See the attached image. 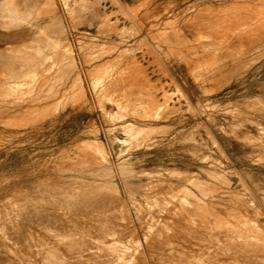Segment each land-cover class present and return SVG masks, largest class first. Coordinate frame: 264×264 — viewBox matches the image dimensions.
I'll use <instances>...</instances> for the list:
<instances>
[{
    "label": "rangeland",
    "instance_id": "1",
    "mask_svg": "<svg viewBox=\"0 0 264 264\" xmlns=\"http://www.w3.org/2000/svg\"><path fill=\"white\" fill-rule=\"evenodd\" d=\"M204 1L46 0L7 18L35 26L0 45V264L52 246L62 264H264V0Z\"/></svg>",
    "mask_w": 264,
    "mask_h": 264
},
{
    "label": "bare ground",
    "instance_id": "2",
    "mask_svg": "<svg viewBox=\"0 0 264 264\" xmlns=\"http://www.w3.org/2000/svg\"><path fill=\"white\" fill-rule=\"evenodd\" d=\"M121 3H122V2H121ZM125 3H126V2H125ZM123 6H124V5H123ZM123 8H124V7H123ZM121 9H122V8H121ZM126 10H127V9H126ZM232 10H233V9H232ZM50 11H51V10H50ZM127 11H128V10H127ZM232 12H233V11H232ZM232 12H231V13H232ZM123 13H125V12H123ZM55 14H56V13H55ZM125 14H126V13H125ZM130 14H131V13H130ZM215 14H216V13H215ZM215 14H214V15H215ZM236 14H237V13H236ZM217 15H218V14H216V16H217ZM230 15H232V14H230ZM219 16H220V15H219ZM199 17H200V16H199ZM225 17H226V16H225ZM225 17H224V18H225ZM236 17H237V16L235 15V17H233V18H236ZM131 18H132V17H131ZM189 18H190V17H189ZM195 18H198V16H197V17L195 16ZM195 18H194V19H195ZM211 18H212V17H211ZM185 19H186V18H185ZM185 19H184V20H185ZM213 19H214V18H213ZM238 19H239V18H238ZM186 20H187V19H186ZM205 20H206V19H205ZM236 20H237V19H236ZM54 21H55V20H54ZM189 21L191 22V23H189V24H192V20L190 19ZM189 21H188V22H189ZM220 21L222 22V20H220ZM224 21H225V20H224ZM230 21H231V20H230ZM237 21H238V20H237ZM214 22H215V21H214ZM218 22H219V21H218ZM235 22H236V21H235ZM184 23H185V21H184L183 23H181L182 26H183ZM224 23H225V22H224ZM185 24H186V23H185ZM206 24L208 25V23H206ZM222 24H223V22H222ZM220 25H221V24H220ZM188 26L190 27V25H188ZM188 26H186V27H188ZM196 26H197V24H196ZM205 26H206V25H205ZM209 26H210V25H209ZM214 26L216 27V25H214ZM214 26H213V27H214ZM218 26H219V25H218ZM178 27H179V26H178ZM178 27H176V28H178ZM197 27H199V31H200V25H198ZM221 27H222V26H221ZM216 28H217V27H216ZM179 29L181 30V27H179ZM185 29H186V28L184 27V30H185ZM187 29L189 30V28H187ZM211 29H213V28L211 27ZM223 29H224V28H223ZM182 30H183V29H182ZM211 31H212V30H211ZM213 31H214V30H213ZM190 32H191V31H190ZM190 32H188V33H190ZM192 32H193V31H192ZM200 32H201V31H200ZM217 32H218V31H217ZM199 34H200V33H199ZM215 34H216V33H215ZM211 35H213V32H212ZM193 36H194V35H193ZM193 36H192V37H193ZM218 36H219V35H218ZM194 37H195V36H194ZM211 37H212V36H211ZM220 37H221V36H220ZM220 37H219V38H220ZM207 38H208V37H207ZM209 38H210V37H209ZM212 38H213V37H212ZM60 39H61V38H60ZM234 39H235V38H234ZM197 42H198V41H197ZM192 43H193V42H192ZM207 43H208V42H207ZM196 44H197V43H196ZM127 45H128V44H127ZM150 46H151V45H150ZM189 46H190V45H189ZM151 47H152V46H151ZM152 49H153V48H152ZM180 49H181V48H180ZM211 49H212V48H211ZM153 50H154V49H153ZM182 50H183V49H182ZM26 51H27V50H26ZM223 51H224V50H223ZM91 52H92V51H91ZM116 52H117V51H116ZM119 52H120V51H119ZM194 52H195V51H194ZM220 52H221V51H220ZM23 53H24V52H23ZM55 53H56V52H55ZM95 53H96V52H95ZM152 53H153V52H152ZM182 53H183V52H182ZM86 54H87V53H86ZM93 54H94V53H93ZM98 54H99V53H98ZM113 54H114V53H113ZM115 54H116V53H115ZM183 54H184V53H183ZM187 54H188V53H187ZM54 55H55V54H54ZM184 55H185V54H184ZM184 55H183V56H184ZM222 55H223V54H222ZM51 56H52V55H51ZM91 56H92V55H91ZM100 56H101V55H100ZM110 56H111V55H110ZM185 56H187V55H185ZM204 56H205V55H204ZM218 56H220V55H218ZM56 57H57V56H56ZM231 57H232V56H231ZM96 58H97V57H96ZM98 58H99V57H98ZM100 58H102V57H100ZM51 59H52V58H51ZM199 59H200V58H199ZM219 59H220V57H219ZM231 60H232V59H231ZM187 61H188V57H187ZM224 61H225V60H224ZM239 61H240V60H239ZM188 62H189V61H188ZM250 62H251V61H250ZM163 64H164V63H163ZM189 64H190V63H189ZM220 64H221V63H220ZM223 64H225V63H223ZM239 65H240V64H239ZM158 66H159V65H158ZM219 66H220V65H219ZM233 66H234V65H233ZM237 66H238V65H237ZM237 66H236V67H237ZM165 67H166V66H165ZM210 67H212V66H210ZM240 67H241V66H240ZM245 67H246V66H245ZM212 69H213V68H212ZM220 69H221V68H220ZM232 69H233V68H232ZM243 69H244V67H243ZM41 70H42V69H41ZM214 70H216V69L214 68ZM217 70H218V69H217ZM227 70H228V69H227ZM176 72H177V71H176ZM210 72H211V71H210ZM223 72H224V71H223ZM214 73H215V72H214ZM0 74H2V73H0ZM125 74H128V71H127ZM6 75H7V74H6ZM204 75H205V74H204ZM118 76H119V75H118ZM123 76H124V75H123ZM123 76H122V77H123ZM135 76H136V75H135ZM239 76H240V75H239ZM122 77H121V78H122ZM130 77H131V76H130ZM190 77H191V76H190ZM211 77H212V76H211ZM219 77H220V76H219ZM230 77H231V76H230ZM119 78H120V77H119ZM121 78H120V79H121ZM128 78H129V76H128ZM205 78H206V77H205ZM208 78H209V77H208ZM228 78H229V77H228ZM1 79H2V78H1ZM115 79H116V78H115ZM132 79H133V78H132ZM134 79H135V78H134ZM138 79H139V78H138ZM140 79H141V78H140ZM198 79H199V78H198ZM203 79H204V78H203ZM231 79H232V78H231ZM124 80H126V79H124ZM142 80H143V79H142ZM201 80H202V79H201ZM112 81H113V79H112ZM133 81H134V80H133ZM137 81H138V80H137ZM203 81H204V80H203ZM114 82H115V81H114ZM116 82H117V81H116ZM121 82H122V81H121ZM134 82H135V81H134ZM134 82H133V83H134ZM118 83H119V82H118ZM131 83H132V82H131ZM92 84H93V83H92ZM113 84H114V83H113ZM121 84L123 85V83H121ZM128 84H129V82H128ZM140 84H141V82H140ZM142 84H143V83H142ZM177 84H178V83H177ZM97 85H98V84H97ZM105 85H106V84H105ZM111 85H112V84H111ZM115 85H116V83H115ZM125 85H126V84H125ZM146 85H147V84H146ZM146 85H145V86H146ZM174 85H175V84H174ZM90 86H91V85H90ZM116 86H117V85H116ZM132 86H133V85H132ZM137 86H138V85H137ZM147 86H148V85H147ZM147 86H146V87H147ZM149 86H150V85H149ZM149 86H148V88H149ZM204 86H205V85H204ZM2 87H3V86H2ZM101 87H102V86H101ZM101 87H100V88H101ZM127 87H128V86H127ZM119 88H121V87H119ZM135 88H136V87H135ZM138 88H140V87H138ZM175 88H177V86H176ZM115 89H116V87H115ZM127 89H128V88H127ZM143 89H144V88H143ZM178 89H179V88H178ZM131 90H132V89H131ZM133 90H134V89H133ZM135 90H136V89H135ZM141 90H142V89H141ZM144 90H145V89H144ZM151 90H152V89H151ZM29 91H30V90H29ZM113 91H114V90H113ZM113 91H112V92H113ZM115 91H116V90H115ZM118 91H119V90H118ZM180 91H181V90H180ZM15 92H16V91H15ZM22 92H23V89H22ZM110 92H111V91H110ZM130 92H131V91L129 90V94H130ZM142 92H143V91H142ZM144 92H145V91H144ZM98 93H99V92H98ZM150 93H151V92H150ZM155 93H156V92H155ZM162 93H163V92H162ZM13 94H14V93H13ZM111 94H112V93H111ZM118 94H119V93H118ZM120 94H121V93H120ZM127 94H128V93H127ZM127 94H126V95H127ZM145 94H148V95H149V93H145ZM145 94H144V95H145ZM153 94H154V93H153ZM199 94H200V93H199ZM150 95H151V94H150ZM124 96H125V93H124ZM135 96H136V95H135ZM137 96H139V95H137ZM141 96H142V95H141ZM141 96H140V97H141ZM151 96H152V95H151ZM156 96H157V95H156ZM130 97H131V96H130ZM161 97H162V96H161ZM202 97H203V96H202ZM111 98H112V97H111ZM113 98H114V97H113ZM132 98H133V97H132ZM134 98H135V97H134ZM146 98H147V96H146ZM146 98H145V99H146ZM150 98H151V97H150ZM155 98H156V97H155ZM155 98H154V99H155ZM95 99H96V98H95ZM109 99H110V98H109ZM128 99H129V97H128ZM186 99H188V98H186ZM132 100H133V99H132ZM136 100H137V97H136ZM151 100H153V96H152V99H151ZM155 100H156V99H155ZM199 100H200V99H199ZM148 101H149V100H148ZM156 101H157V100H156ZM139 102H140V101H139ZM81 103H82V102H81ZM132 103H133V102H132ZM132 103H130V104H132ZM164 103H165V102H164ZM166 103H167V101H166ZM166 103H165V105H166ZM135 104H136V103H135ZM146 104H147V103H146ZM154 104H155V103H154ZM162 104H163V103H162ZM199 104H200V103H199ZM65 105H66V104H65ZM140 105L143 106V104H141V103H140ZM167 105H168V104H167ZM185 105H186V104H185ZM227 105H228V104H227ZM243 105H244V104H243ZM1 106H2V105H1ZM20 106H21V105H20ZM37 106H38V105H37ZM56 106H57V104H56ZM131 106H132V105H131ZM191 106H192V105H191ZM255 106H256V105H255ZM152 107H153V106H152ZM158 107H159V106H158ZM163 107H164V106H163ZM185 107H186V106H185ZM8 108H9V107H8ZM138 108H139V107H138ZM142 108H143V107H141V109H142ZM155 108H156V107H155ZM165 108H166V107H165ZM165 108H164V109H165ZM193 108H194V107H193ZM204 108H205V106H204ZM234 108H235V107H234ZM124 109H125V108H124ZM136 109H137V108H136ZM146 109H147V108H146ZM152 109H153V108H152ZM167 109H168V108H167ZM190 109H191V108H190ZM198 109H199V108H198ZM129 110H130V109H129ZM153 110H154V109H153ZM191 110H192V109H191ZM200 110H201V109H200ZM100 111H101V110H100ZM123 111H124V110H123ZM156 111H157V110H156ZM163 111H164V110H163ZM226 111H228V110H226ZM145 112H146V111H145ZM159 112H160V110H159ZM191 112H192V111H191ZM191 112H190V113H191ZM143 113H144V112H143ZM193 113H194V112H193ZM208 113H209V112H208ZM230 113H231V112H230ZM233 113H234V112H233ZM114 114H115V113H114ZM148 114H149V113H148ZM154 114H155V112H154ZM160 114H161V113H160ZM196 114H197V113H196ZM246 114H247V113H246ZM110 115H111V114H110ZM110 115H109V116H110ZM117 115H118V114H117ZM122 115H123V114H122ZM135 115H136V114H135ZM143 115H144V114H143ZM150 115H151V114H150ZM156 115H157V114H156ZM203 115H204V114H203ZM206 115H208V114L206 113ZM231 115H232V114H231ZM101 116H102V115H101ZM112 116H113V115H112ZM139 116H140V115H139ZM208 116H209V115H208ZM208 116H207V117H208ZM119 117H120V116H119ZM137 117H138V116H137ZM153 117H155V115H154ZM160 117H161V116H160ZM162 117H164V116H162ZM182 117H183V116H182ZM210 117H211V116H210ZM237 117H238V116H237ZM123 118H124V117H123ZM141 118H142V117H141ZM200 118H201V117H200ZM156 119H157V118H156ZM200 120H201V119H200ZM246 121H247V120H246ZM181 122H182V121H181ZM251 122H252V121H251ZM106 123H107V122H106ZM130 123H131V122H130ZM197 123H198V122H197ZM203 123H204V122H203ZM133 124H134V123H133ZM260 124H261V123H260ZM167 126H168V125H167ZM221 126H222V125H221ZM197 127H198V125H197ZM202 127H203V126H202ZM206 127H207V126H206ZM238 127H239V126H238ZM128 128H129V127H128ZM148 128H149V127H148ZM192 128H193V127H192ZM195 128H196V127H195ZM139 131H140V130H139ZM142 131H144V130H142ZM165 131H166V130H165ZM204 131H205V130H204ZM154 132H155V131H154ZM151 133H152V132H151ZM141 134H142V133H141ZM156 134H157V133H156ZM144 135H145V134H144ZM251 136H252V135H251ZM131 137H132V136H131ZM145 137H146V136H145ZM5 138H7V137H5ZM243 138H244V137H243ZM252 138H253V137H252ZM97 139H98V138H97ZM155 139H156V138H155ZM155 139H154V140H155ZM199 139H200V138H199ZM100 141H101V140H100ZM242 141H243V140H242ZM247 142H248V141H247ZM83 143H84V142H83ZM250 143H251V142H250ZM97 144H98V143H97ZM102 144H103V143H102ZM137 144H138V143H137ZM154 144H155V143H154ZM154 144H153V145H154ZM81 145H82V144H81ZM81 145H80V147H81ZM84 145H85V144H84ZM87 145H88V143H87ZM141 145H142V144H141ZM204 145H205V144H204ZM98 146H99V145H98ZM130 146H131V145H130ZM77 147H78V146H77ZM78 148H79V147H78ZM82 148H84V147H82ZM87 148H88V147H87ZM100 148H101V147H100ZM105 148H106V147H105ZM217 148H218V147H217ZM80 149H81V148H80ZM90 149H91V148H90ZM90 149H89V150H90ZM96 149H97V148H96ZM96 149H95V150H96ZM103 149H104V148H103ZM85 150H86V149H84V151H85ZM87 150H88V149H87ZM91 152H93V151H91ZM91 152H90V153H91ZM222 152H223V151H222ZM82 153H83V152H82ZM87 153H88V152H87ZM94 153H95V152H94ZM94 153H93V154H94ZM91 154H92V153H91ZM96 154H97V153H96ZM99 154H100V153H99ZM104 154H105V153H104ZM85 155H86V154H85ZM97 155H98V154H97ZM110 155H111V154H110ZM120 155H121V154H120ZM89 156H90V155H89ZM80 157H81V156H80ZM95 157H96V156H95ZM99 157H100V155H99ZM89 158H90V157H89ZM96 158H97V157H96ZM111 158H112V157H111ZM76 159H77V158H76ZM91 159H92V158H91ZM102 159H103V158H102ZM81 160H82V158H81ZM105 160H106V159H105ZM121 161H122V160H121ZM84 162H85V161H84ZM119 162H120V161H119ZM119 162H118V164H120ZM122 162H123V161H122ZM125 162H126V161H125ZM88 163H89V162H88ZM100 163H101V162H100ZM123 163H124V162H123ZM128 163H129V161H128ZM128 163H127V165H128ZM89 164H90V163H89ZM59 165H60V164H59ZM61 165H62V164H61ZM122 165H123V164L119 165V167H121ZM117 166H118V165H117ZM117 166H116V167H117ZM125 166H126V165H125ZM59 167H60V166H59ZM106 167H107V166H106ZM122 167H123V166H122ZM122 167H121L120 169H122ZM127 167H128V166H127ZM129 167H130V165H129ZM61 168H62V166H61ZM99 168H100V167H99ZM123 168H125V167H123ZM58 169H59V168H58ZM77 169H78V168H77ZM90 169H92V168H90ZM90 169H89V170H90ZM93 169H94V168H93ZM93 169H92V170H93ZM109 169H110V168H109ZM117 169H118V168H116L115 170H117ZM131 169H132V167H131ZM98 170H99V169H98ZM127 170H128V169H127ZM127 170H126V171H127ZM59 171H61V170H59ZM77 171H78V170H77ZM77 171H76V172H77ZM79 171H80V170H79ZM120 171H121V170H120ZM120 171H119V173H118L119 175L122 174V173H120ZM54 172H55V171H54ZM117 172H118V171H117ZM165 172H166V171H165ZM180 172H181V171H180ZM128 173H130V172H128ZM183 173H184V172H183ZM185 173H186V172H185ZM76 174H78V173H76ZM131 174H132V173H131ZM133 174H134V173H133ZM179 174H180V173H179ZM54 175H56V174H54ZM181 176H182V175H181ZM238 176H239V175H238ZM0 177H1V176H0ZM38 177H40V176H38ZM58 177H59V176H58ZM93 177H94V176H93ZM126 177H127V176H124L123 178H126ZM41 178H42V177H41ZM60 179H61V178H60ZM91 179H92V178H91ZM128 179H129V177H128ZM194 179H195V178H194ZM98 180H99V179H98ZM199 181H200V180H199ZM201 181H202V180H201ZM193 182H194V181H193ZM50 183H51V182H50ZM127 183H128V180H127ZM132 183H133V182H132ZM199 183H200V182H199ZM14 184H15V183H14ZM44 184H45V183H44ZM53 184H54V183H53ZM130 184H131V183H130ZM130 184H129V185H130ZM211 184H212V183H211ZM49 185H51V184H49ZM203 185H204V184H203ZM208 185H210V184H207V186H208ZM228 185H229V184H228ZM122 186H123V185H122ZM141 186H142V185H141ZM205 186H206V184H205ZM29 187H30V186H29ZM34 187H35V186H34ZM138 187H140V186H138ZM168 187H169V186H168ZM121 188H122V187H121ZM154 188H155V187H154ZM204 188H205V187H204ZM23 189H24V188H23ZM61 189H62V188H61ZM32 190H33V189H32ZM32 190H31V191H32ZM27 191H28V190H27ZM174 191H175V190H174ZM177 191H178V190H177ZM177 191H176V192H177ZM183 191H184V190H183ZM9 192H10V191H9ZM13 192H14V191H13ZM35 192H36V191H35ZM37 192H38V191H37ZM45 192H46V191H45ZM50 192H52V191H50ZM89 192H90V191H89ZM133 192H135V191L133 190ZM172 192H173V190H172ZM172 192H171V193H172ZM176 192H175V193H176ZM181 192H182V191H181ZM236 192H237V191H236ZM249 192H250V191H249ZM10 193H11V192H10ZM53 193H54V192H53ZM130 193H131V192H130ZM228 193H229V192H228ZM243 193H244V192H243ZM180 194H182V193H180ZM237 194H238V193H237ZM241 194H242V193H241ZM14 195H15V194H14ZM17 195H18V194H17ZM23 195H24V194H23ZM59 195H60V194H59ZM70 195H71V194H70ZM79 195H80V194H79ZM104 195H105V194H104ZM109 195H110V194H109ZM111 195H112V194H111ZM126 195H127V194H126ZM167 195H168V194H167ZM170 195H171V194H170ZM172 195H174V194L172 193ZM175 195H176V194H175ZM185 195L187 196L188 194H185ZM185 195H184V196H185ZM41 196H43V195H41ZM54 196H55V195H54ZM85 196H86V195H85ZM102 196H103V194H102ZM122 196H123V195H122ZM128 196H129V195H128ZM151 196H152V195H151ZM3 197H4V196H3ZM49 197H50V196H49ZM81 197H82V196H81ZM103 197H105V196H103ZM131 197H132V196H131ZM159 197H160V196H159ZM172 197H173V196H172ZM178 197H179V196H178ZM187 197H188V196H187ZM10 198H11V197H10ZM13 198H14V197H13ZM41 198H42V197H41ZM60 198H61V197H60ZM86 198H87V197H86ZM88 198H89V197H88ZM95 198H96V197H95ZM99 198H100V197H99ZM122 198H123V197H122ZM170 198H171V197H170ZM182 198H183V197H182ZM182 198H181V199H182ZM189 198H191V197H189ZM239 198H240V197H239ZM257 198H258V197H257ZM53 199H54V198H53ZM63 199H64V198H63ZM89 199H90V198H89ZM167 199H168V198H167ZM181 199H180V200H181ZM184 199H185V197H184ZM191 199H192V198H191ZM253 199H254V198H253ZM4 200H5V199H4ZM6 200H7V199H6ZM34 200H35V199H34ZM81 200H82V199H81ZM86 200H87V199H86ZM92 200H93V199H92ZM163 200H164V199H163ZM176 200H179V199H176ZM176 200H175V201H176ZM188 200H189V199H188ZM193 200H194V198H193ZM200 200H201V199H200ZM229 200H230V199H229ZM255 200H256V199H255ZM8 201H9V200H8ZM39 201H40V200H38V202H39ZM42 201H43V200H42ZM47 201H48V200H47ZM78 201H79V200H78ZM89 201H90V200H89ZM89 201H88V202H89ZM191 201H192V200H191ZM191 201H189V202H191ZM196 201H197V200H196ZM245 201H246V200H245ZM13 202H14V201H13ZM18 202H19V201H18ZM36 202H37V201H36ZM49 202H50V201H49ZM98 202H99V201H98ZM122 202H123V201H122ZM149 202H150V201H149ZM163 202H164V201H163ZM163 202H162V203H163ZM166 202H168V201H166ZM166 202H164V203H166ZM172 202H173V201H172ZM187 202H188V201H187ZM5 203H6V202H5ZM5 203H4V204H5ZM7 203H8V202H7ZM10 203H12V201H11ZM15 203H16V202H15ZM93 203H94V202H93ZM151 203H152V202H151ZM180 203H181V202H180ZM211 203H212V202H211ZM12 204H14V203H12ZM69 204H70V203H69ZM158 204L160 205L161 203H158ZM166 204H167V203H166ZM166 204H165V205H166ZM170 204H172V203H170ZM174 204H175V203H174ZM182 204H183V202L181 203V205H182ZM184 204H185V203H184ZM191 204H192V203H191ZM194 204H195V203H194ZM197 204H198V203H197ZM214 204H215V203H214ZM6 205H8V204H6ZM9 205L11 206V204H9ZM66 205H67V204H66ZM89 205H90V204H89ZM102 205H103V204H102ZM153 205H154V204H153ZM172 205H173V204H172ZM204 205H205V203H204ZM206 205H207V204H206ZM248 205H249V204H248ZM13 206H14V205H13ZM24 206H25V205H24ZM53 206H54V205H53ZM60 206H61V205H60ZM60 206H59V207H60ZM87 206H88V205H87ZM141 206H142V205H141ZM141 206H140V207H141ZM187 206H188V205H187ZM192 206H195V205H192ZM200 206H202V205L200 204ZM255 206H256V205H255ZM3 207H5V206H3ZM47 207H48V206H47ZM83 207H86V206H83ZM161 207H162V206H161ZM195 207H196V206H195ZM248 207H249V206H248ZM257 207H258V206H257ZM38 208H39V207H38ZM118 208H119V207H118ZM199 208H200V207H199ZM214 208H215V207H214ZM252 208H253V207H252ZM50 209H51V208H50ZM59 209H60V208H59ZM62 209H63V208H62ZM72 209H73V208H72ZM113 209H114V208H113ZM137 209H138V208H137ZM161 209H163V208H161ZM161 209H160V210H161ZM192 209H193V208H191V210H192ZM196 209H197V208H196ZM201 209H202V208H201ZM207 209H208V208H207ZM234 209H235V208H234ZM47 210H48V209H47ZM67 210H68V209H67ZM86 210H87V209H86ZM119 210H121V209H119ZM166 210H167V209H166ZM124 211H125V210H124ZM137 211H138V210H137ZM163 211H164V210H163ZM177 211H178V209H177ZM179 211H180V210H179ZM197 211H198V209H197ZM197 211H196V212H197ZM203 211H204V210H203ZM251 211H252V210H251ZM255 211H256V210H255ZM43 212H44V211H43ZM45 212H46V211H45ZM87 212H88V211H87ZM107 212H108V210H107ZM117 212H118V211H117ZM171 212H172V210H171ZM185 212H186V211H185ZM212 212H214V211H212ZM212 212H211V213H212ZM65 213H66V212H65ZM68 213H69V212H68ZM80 213H81V212H80ZM92 213H93V212H92ZM105 213H106V212H105ZM110 213H111V212H110ZM204 213H205V211H204ZM6 214H7V213H6ZM45 214H46V213H45ZM49 214H50V213H49ZM57 214H58V213H57ZM129 214H130V213H129ZM148 214H149V213H148ZM174 214H175V213H174ZM198 214H199V213H198ZM220 214H221V213H220ZM171 215H172V214H171ZM196 215H197V214H196ZM228 215H229V214H228ZM43 216H44V215H43ZM43 216H42V217H43ZM199 216H201V215L199 214ZM232 216H233V215H232ZM246 216H247V215H246ZM246 216H245V217H246ZM258 216H259V215H258ZM37 217L39 218V216H37ZM94 217H95V216H94ZM151 217H152V216H151ZM223 217H224V216H223ZM228 217H229V216H228ZM233 217H234V216H233ZM249 217H250V216H249ZM6 218H7V217H6ZM24 218H25V217H24ZM121 218H122V216H121ZM147 218H148V217H147ZM160 218H161V217H160ZM162 218H163V217H162ZM195 218H196V217H195ZM200 218H201V217H200ZM47 219H48V218H47ZM47 219H46V220H47ZM50 219H52V218H50ZM63 219H65V218H63ZM122 219H124V218H122ZM169 219H170V218H169ZM169 219H168V220H169ZM173 219H174V218H173ZM186 219H187V218H186ZM192 219H194V218H192ZM243 219H244V218H243ZM43 220H44V219H43ZM52 220H54V219H52ZM65 220H66V219H65ZM120 220H121V219H120ZM155 220H156V219H155ZM155 220H151L150 222L155 221ZM183 220H184V219H183ZM196 220H197V219H196ZM251 220H252V219H251ZM34 221H35V220H34ZM37 221H38V220H36V222H37ZM48 221L51 222V220H48ZM59 221H60V220H59ZM140 221L142 222V219H140ZM163 221H164V220H163ZM198 221H200V220H198ZM204 221H205V220H204ZM246 221H247V219H246ZM42 222H43V221H42ZM83 222H84V221H83ZM123 222H124V221H123ZM159 222H160V220H159ZM205 222H206V221H205ZM29 223H31V222H29ZM60 223H61V222H60ZM86 223H87V222H86ZM104 223H105V222H104ZM155 223H156V221H155ZM162 223H163V222H162ZM179 223H180V222H179ZM201 223H202V222H201ZM240 223H241V222H240ZM46 224H47V223H46ZM48 224H49V223H48ZM48 224H47V226H48ZM73 224H74V223H73ZM73 224H72V225H73ZM95 224H96V223H95ZM153 224H154V223H153ZM164 224H166V223H164ZM250 224H251V222H250ZM250 224H249V228H251V227H250ZM51 225H52V223H51ZM67 225H68V223H67ZM81 225H82V224H81ZM99 225H100V224H99ZM145 225H146V224H145ZM186 225H187V224H186ZM214 225H215V224H214ZM222 225H223V224H222ZM243 225H244V226H245V225H248V223L246 222V224H243ZM253 225H255V224H253ZM259 225H260V224H259ZM11 226H12V225H11ZM58 226L61 227V225H58ZM78 226H79V225H78ZM139 226H140V225H139ZM168 226H169V224H168ZM208 226H209V224H208ZM218 226H219V224H218ZM14 227H15V226H14ZM60 227H58V229H59ZM64 227H65V226H64ZM90 227H91V226H90ZM152 227H153V226H152ZM169 227H170V226H169ZM245 227H246V226H245ZM25 228H26V227H25ZM42 228H43V226H42ZM49 228H50V227H49ZM70 228H73V227H70ZM96 228H97V227H96ZM190 228H191V227H190ZM236 228H237V227H236ZM241 228H242V227H241ZM253 228H254V227H253ZM85 229H86V228H85ZM166 229H169V228H166ZM251 229H252V228H251ZM256 229H257V228H256ZM258 229H259V228H258ZM258 229H257V231H258ZM41 230H42V229H41ZM55 230H56V229L54 228V231H55ZM61 230H62V229H61ZM82 230H83V227H82ZM157 230H158V229H157ZM230 230H231V229H230ZM238 230H239V229H238ZM244 230H245V229H244ZM248 230H249V229H248ZM3 231H4V229H3ZM20 231H21V230H20ZM24 231H25V230H24ZM26 231H28V232H27V234H28V233H29V229H28V230L26 229ZM33 231H34V230H33ZM49 231H50V229H49ZM70 231H71V230H70ZM80 231H81V230H80ZM80 231H79V232H80ZM163 231H164V230H163ZM195 231H196V230H195ZM245 231H246V230H245ZM254 231H255V230H254ZM254 231H253V232H254ZM18 232H19V230H18ZM50 232H51V231H50ZM64 232H65V231H64ZM71 232H72V231H71ZM76 232H77V231H76ZM86 232H87V231H86ZM89 232H90V231H89ZM205 232H206V231H205ZM229 232H230V231H229ZM240 232H241V231H240ZM255 232H256V231H255ZM258 232H259V231H258ZM21 233H22V232H21ZM23 233H24V232H23ZM53 233H55V232H53ZM62 233H63V232H62ZM72 233H73V232H72ZM72 233H71V234H72ZM115 233H116V232H115ZM212 233H213V232H212ZM259 233H260V232H259ZM261 233H262V232H261ZM4 234H5V233H4ZM15 234H17V233H15ZM32 234H33V233H32ZM51 234H52V233H51ZM65 234H66V233H65ZM76 234H77V233H76ZM103 234H104V233H103ZM105 234H107V233H105ZM108 234H109V233H108ZM159 234H160V233H159ZM197 234H198V233H197ZM205 234H206V233H205ZM243 234H244V233H243ZM251 234H252V233H251ZM255 234H256V233H255ZM19 235H20V234H19ZM19 235H18V236H19ZM36 235H37V234H36ZM45 235H48V234L45 233ZM52 235H53V234H52ZM55 235H57V237H58V233L55 234ZM66 235H68V233H67ZM66 235H65V236H66ZM72 235H73V234H72ZM77 235H78V234H77ZM110 235H111V234H110ZM114 235H115V234H114ZM199 235H200V234H199ZM208 235H209V234H208ZM215 235H216V234H215ZM27 236H28V235H27ZM62 236H63V235H62ZM62 236H61V238H62ZM70 236H71V235H70ZM73 236H74V235H73ZM75 236H76V235H75ZM87 236H88V235H87ZM108 236H109V235H108ZM132 236H133V234H132ZM136 236H137V235H136ZM186 236H187V235H186ZM241 236H242V235H241ZM241 236H240V237H241ZM243 236H244V235H243ZM247 236H248V233H247ZM249 236H252V235L249 234ZM255 236H256V235H255ZM50 237H51V236H50ZM53 237H54V236H53ZM67 237H68V236H67ZM71 237H72V236H71ZM78 237H79V236H78ZM81 237H82V236H81ZM96 237H97V236H96ZM114 237H115V236H114ZM169 237H170V236H169ZM172 237H173V236H172ZM189 237H190V236H189ZM196 237H197V236H196ZM202 237H203V236H202ZM237 237L240 238L239 235H238ZM245 237H246V236H245ZM253 237H254V236H253ZM260 237H262V236H260ZM260 237H259V238H260ZM59 238H60V237H59ZM75 238H76V237H75ZM89 238H90V237H89ZM175 238H176V237H175ZM216 238H217V237H216ZM251 238H252V237H251ZM251 238H250V239H251ZM18 239H19V238H18ZM21 239H22V237H21ZM30 239H33V238L31 237ZM41 239H42V238H41ZM62 239H63V238H62ZM69 239H70V238H68V239L66 238V242H67ZM79 239H81V238H79ZM98 239H100V238H98ZM112 239H114V238L112 237ZM112 239H111V240H112ZM124 239H125V238H124ZM142 239H143V238H142ZM196 239H197V238H196ZM206 239H207V238H205V240H206ZM261 239H262V238H261ZM26 240H28V239H26ZM26 240H25V241H26ZM39 240H40V239H39ZM48 240H49V239H48ZM52 240H53V239H52ZM63 240H65V239H63ZM83 240H84V239H83ZM88 240H89V239H88ZM146 240H147V239H146ZM146 240H145V241H146ZM182 240H183V239H182ZM199 240H200V239H199ZM199 240H198V241H199ZM223 240H224V238H223ZM232 240H233V239H232ZM234 240H235V239H234ZM238 240H239V239H238ZM247 240H248V239H247ZM253 240H254V239H253ZM255 240H256V239H255ZM15 241H16V240H15ZM28 241H29V240H28ZM35 241H37V240H35ZM61 241H62V240H61ZM74 241H75V240H74ZM74 241H73V242H74ZM81 241H82V240H81ZM85 241H86V239L84 240V242H85ZM107 241H108V240H107ZM113 241H114V240H113ZM117 241H118V240H117ZM140 241H141V240H140ZM145 241H144V242H145ZM173 241H174V240H173ZM256 241H257V240H256ZM21 242H23V241H21ZM54 242H56V241H54ZM63 242H64V241H63ZM70 242H72V240H71ZM73 242H72V243H73ZM77 242H78V241H77ZM84 242H83V243H84ZM102 242H103V241H102ZM110 242H111V241H110ZM110 242H109V243H110ZM114 242H115V241H114ZM219 242H220V241H219ZM228 242H229V241H228ZM232 242H233V241H232ZM244 242H245V241H244ZM258 242H259V241H258ZM258 242H257V243H258ZM261 242H262V241H261ZM29 243H30V242H29ZM48 243H49V241H48ZM52 243H53V242H52ZM56 243H58V242H56ZM74 243H75V242H74ZM74 243H73V244H74ZM80 243H81V242H80ZM87 243H88V242H87ZM95 243H97V242H95ZM234 243H235V242H234ZM251 243H252V242H251ZM259 243H260V242H259ZM26 244H27V243H26ZM31 244H32V243H31ZM31 244H30V245H27V246L29 247V246H31ZM45 244H46V242H45ZM49 244H50V243H49ZM53 244H55V243H53ZM58 244H59V243H58ZM60 244H61V242H60ZM64 244H65V243H64ZM69 244H70V243H69ZM103 244H104V243H103ZM194 244H195V243H194ZM196 244H198V243H196ZM210 244H211V243H210ZM223 244H224V243H223ZM223 244H222V245H223ZM254 244H255V242H254ZM17 245H19V244H17ZM22 245H23V244H22ZM35 245H36V244H35ZM35 245H34V246H35ZM74 245H75V244H74ZM76 245H77V244H76ZM87 245H88V244H87ZM89 245H91V244L89 243ZM96 245H98V244H96ZM131 245H132V244H131ZM258 245H259V244H258ZM260 245H261V244H260ZM260 245H259V246H260ZM34 246H33V247H34ZM37 246H40V245H37ZM77 246H79V245H77ZM84 246H85V245H84ZM84 246H83V247H84ZM119 246H120V245H119ZM132 246H134V245H132ZM170 246H171V244H170ZM183 246H184V245H183ZM196 246H197V245H196ZM214 246H215V245H214ZM217 246H218V245H217ZM243 246H244V245H243ZM253 246H254V245H253ZM46 247H48V246L46 245ZM57 247H58V245H57ZM90 247H92V246H90ZM95 247L98 248L99 245H98V246H95ZM128 247H129V246H128ZM134 247H135V246H134ZM204 247H205V246H204ZM235 247H236V246H235ZM29 248H30V247H29ZM44 248H45V247H44ZM53 248H54V247L52 246V248H50L48 251L43 252V253H40L41 251L38 253V251H37L36 254L34 255V260H31V261H25V262L19 260L18 264H62V252L60 251L59 248H56V246H55L54 249H53ZM61 248H62V247H61ZM72 248H73V247H72ZM75 248H76V247H75ZM78 248H79V247H78ZM78 248H76V249H78ZM80 248H82V247H80ZM166 248H167V247H166ZM212 248H213V247H212ZM219 248H221V247L219 246ZM65 249H67V248H65ZM87 249H88V248H87ZM95 249H96V248H95ZM100 249H102V248H100ZM100 249L98 248V250H100ZM104 249H105V248H104ZM104 249H102V250H104ZM108 249H110V248H108ZM153 249H154V248H153ZM171 249H172V248H171ZM184 249H186V248H184ZM184 249H183V250H184ZM202 249H203V248H202ZM213 249H214V248H213ZM216 249H217V248H216ZM223 249H225V248H223ZM68 250H69V249H68ZM81 250H83V249H81ZM92 250L94 251V249H92ZM98 250H97V252H99ZM111 250H112V249H111ZM114 250H115V249H114ZM116 250H117V249H116ZM133 250H134V249H133ZM133 250H132V251H133ZM136 250H137V248H136L134 251H136ZM163 250H164V249H163ZM177 250H178V249H177ZM204 250H205V249H204ZM221 250H222V249H221ZM226 250H228V249H226ZM238 250H240V249H238ZM241 250H242V249H241ZM253 250H254V249H253ZM258 250H259V249H258ZM30 251H31V250H30ZM30 251H28V252H30ZM75 251H76V250H75ZM77 251H78V250H77ZM87 251H89V250H87ZM90 251H91V250H90ZM104 251H105V250H104ZM152 251H153V250H152ZM170 251L173 252L172 250H170ZM198 251H199V250H198ZM222 251H223V250H222ZM222 251H221V252H222ZM229 251H230V250H229ZM231 251H232V250H231ZM249 251H250V250H249ZM251 251H252V250H251ZM255 251H257V250H255ZM255 251H254V252H255ZM21 252H22V251H21ZM68 252H69V251H68ZM100 252H101V251H100ZM105 252H106V251H105ZM107 252H108V251H107ZM116 252H117V251H116ZM125 252H126V251H125ZM128 252H129V254H130V251H128ZM138 252H139V251H138ZM176 252H177V251H176ZM196 252H197V249H196ZM196 252H195V253H196ZM208 252H209V251H208ZM213 252H214V251H213ZM225 252H226V251H225ZM44 253H46V255H44ZM70 253H71V252H70ZM70 253H69V254H70ZM83 253H84V252H83ZM113 253H114V252H113ZM113 253H112V254H113ZM126 253H127V252H126ZM126 253H125V254H126ZM132 253H133V252H132ZM179 253H180V252H179ZM190 253H191V252H190ZM222 253H223V252H222ZM251 253H252V252H251ZM255 253H256V252H255ZM258 253H259V252H258ZM260 253H261V252H260ZM26 254H27V253H26ZM67 254H68V253H67ZM81 254H82V252H81ZM81 254L79 253V255H80V258H79V259H80L81 261H83L81 258L84 259L85 256H84V257H83V256L81 257ZM90 254H91V253H90ZM93 254H95V252H94ZM102 254H103V252H102ZM108 254H109V253H108ZM127 254H128V253H127ZM139 254H140V253H139ZM197 254H198V253H196V255H197ZM215 254H217V253H215ZM223 254H224V253H223ZM230 254H231V253H230ZM262 254H264V253H262ZM38 255H39V257H38ZM71 255H72V254H70V256H71ZM76 255H77V253H76ZM79 255H78V257H79ZM114 255H116V254L114 253ZM131 255H132V254H131ZM190 255H191V254H190ZM198 255H199V254H198ZM206 255H207V254H206ZM206 255H205V256H206ZM213 255H214V254H213ZM231 255H233V253H232ZM254 255H255V254H254ZM1 256H2V255H1ZM28 256H29V254H28ZM67 256H68V255H67ZM92 256H93V255H92ZM108 256H110V255H108ZM111 256H112V255H111ZM122 256H124V252H122V253H120V254L118 253V255H117L118 258H121ZM129 256H130V255H129ZM203 256H204V255H203ZM216 256H219V255H216ZM228 256H229V255H228ZM238 256H239V255H238ZM90 257H91V256H90ZM101 257H103V256H101ZM101 257H100V258H101ZM106 257H107V255H106ZM115 257H116V256H115ZM133 257H134V256H133ZM135 257H136V256H135ZM135 257H134V258H135ZM183 257H184V256H183ZM233 257H234V255L232 256V258H233ZM67 258H68V257H67ZM70 258H71V257H70ZM87 258H88V257H87ZM123 258H124V257H123ZM125 258H126V257H125ZM144 258H145V257H144ZM152 258H153V257H152ZM246 258H247V257H246ZM249 258H250V257H249ZM260 258H261V257H260ZM1 259H3V258H1ZM4 259H5V258H4ZM92 259H93V258H92ZM110 259L112 260L113 258H110ZM114 259H115V258H114ZM121 259H122V258H121ZM121 259H120V260H121ZM127 259H128V258H127ZM145 259H146V258H145ZM158 259H159V257H158ZM177 259H178V258H177ZM202 259H203V257H202ZM219 259H220V258H219ZM234 259H235V257H234ZM240 259H241V257H240ZM257 259H258V257H257ZM5 260H7V259H5ZM70 260H71V259H70ZM74 260H75V259H74ZM76 260H78V259H76ZM96 260H97V259H96ZM104 260H105V258H104ZM108 260H109V259H108ZM111 260H110V261H111ZM116 260H118V259H116ZM120 260H119V261H120ZM123 260H124V259H123ZM123 260H122V261H123ZM128 260H130V259H128ZM136 260H137V259H136ZM147 260H148V259H147ZM156 260H157V259H156ZM185 260H186V259H185ZM207 260H208V259H206V261H207ZM209 260H210V259H209ZM230 260H231V259H229V261H230ZM243 260H244V258H243ZM248 260H249V259H248ZM10 261H11V260H10ZM72 261H73V260H72ZM81 261H80V263H81ZM130 261H131V260H130ZM141 261H142V260H141ZM212 261H213V260H212ZM216 261H217V260H216ZM216 261H215V262H216ZM224 261H225V260H224ZM226 261H227V260H226ZM234 261H235V260H234ZM256 261H257V260H256ZM22 262H23V263H22ZM85 262H86V261H85ZM132 262H133V261H132ZM179 262H180V261H179ZM209 262H210V261H209ZM220 262H221V261H220ZM248 262H249V261H248ZM254 262H255V261H254ZM257 262H259V261H257ZM89 263H90V262H89ZM109 263H111V262H109ZM113 263H114V261H113ZM124 263H125V262H124ZM130 263H131V262H130ZM211 263H212V262H211ZM216 263H217V262H216ZM233 263H234V262H233ZM242 263H243V262H242ZM82 264H83V263H82ZM87 264H88V263H87ZM90 264H91V263H90ZM92 264H93V262H92ZM115 264H116V263H115ZM117 264H118V263H117ZM131 264H132V263H131ZM227 264H228V263H227ZM259 264H260V263H259ZM261 264H262V263H261Z\"/></svg>",
    "mask_w": 264,
    "mask_h": 264
},
{
    "label": "crops",
    "instance_id": "3",
    "mask_svg": "<svg viewBox=\"0 0 264 264\" xmlns=\"http://www.w3.org/2000/svg\"><path fill=\"white\" fill-rule=\"evenodd\" d=\"M176 1V3H175ZM174 6L184 7L179 0H171ZM46 3V0H0V45L1 43H12L13 39L25 37L28 31L26 29H32L34 25H19V23L10 22L7 18L11 17H28L32 16ZM200 4V3H199ZM208 4V5H207ZM202 5L204 7L211 6L210 2L204 1ZM45 20V19H43ZM37 27L41 26V21L38 19ZM26 32V33H25ZM5 39V41H4Z\"/></svg>",
    "mask_w": 264,
    "mask_h": 264
}]
</instances>
